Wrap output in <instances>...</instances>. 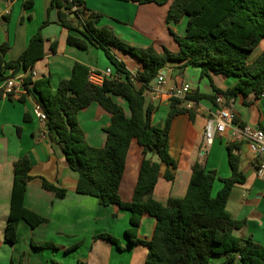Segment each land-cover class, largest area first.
I'll use <instances>...</instances> for the list:
<instances>
[{
    "label": "trees",
    "instance_id": "obj_1",
    "mask_svg": "<svg viewBox=\"0 0 264 264\" xmlns=\"http://www.w3.org/2000/svg\"><path fill=\"white\" fill-rule=\"evenodd\" d=\"M121 1L158 6L170 3L166 15L168 25H177L187 19L184 36L169 27L177 51L172 52L166 47L157 51L153 46L139 48L129 45L120 40L112 29L97 26L102 16L87 14L84 0L71 3L54 0V6L59 9L60 24L81 35L75 37L70 34L67 44L80 50H87L89 45L101 49L118 78L106 79L101 87L94 86L88 82L89 68L81 63L74 64L70 79L61 80L55 90L49 76L34 77L30 70L45 56L43 27H40L14 61L6 60L9 44L0 45V83L20 71L27 73L23 78L27 95H32L44 110L48 132L60 144L69 168L78 173L76 193L94 197L104 207L114 206L131 213L130 228L125 234L130 243L147 245L145 264H211L213 257L224 255L227 256L226 264L236 260L239 264H264L263 245L253 238L241 239L234 235L247 221L233 219L227 210L235 185L246 182L240 170L238 145L227 146L230 177L218 178L215 171H207L196 162L192 165L191 179L183 198H170L166 205L153 198L163 167L166 169L165 180L171 182L175 179L177 162L170 154L169 142L172 123L183 113H188L193 121L195 113L182 108L181 101L173 98L164 123L153 124V115L158 107L146 103V91L169 63L179 64L176 68L181 70L189 67L199 69L201 79H211L212 75L238 79L235 86L226 91L214 88L216 95L232 99L241 97L245 104L251 94L257 98L264 96V51L252 63L248 61L264 40V0ZM73 5L83 11L71 13ZM73 14L82 30L73 24ZM112 47L140 62L135 75L114 55ZM51 51L56 52V44L52 45ZM2 96L3 91L0 90ZM188 99L196 103L203 99L215 102L216 97L196 91L190 92ZM92 103H97L111 115L110 125L104 129L106 141L100 148L87 142L78 120L79 112ZM133 141L143 148L144 158L132 200L125 203L120 197V186ZM148 154L155 155L156 160L149 158ZM31 170L27 155L14 162L10 213L4 237L5 242L12 245L18 242L22 221L33 229L46 222L44 217L24 206L27 186L32 180ZM217 180L222 182V188L214 194ZM42 187L58 199L66 197V189L46 180H42ZM147 216L155 220V227L151 239L143 241L137 234L142 219ZM96 238L108 240L120 248L118 239L111 235L102 234ZM32 246L56 248L50 244Z\"/></svg>",
    "mask_w": 264,
    "mask_h": 264
},
{
    "label": "crops",
    "instance_id": "obj_2",
    "mask_svg": "<svg viewBox=\"0 0 264 264\" xmlns=\"http://www.w3.org/2000/svg\"><path fill=\"white\" fill-rule=\"evenodd\" d=\"M84 2L87 14L96 13L102 16L98 27L112 29L120 40L135 47L153 46L160 51L164 45L169 44L173 48L170 51L176 52L177 46L169 33V27L180 36L185 34L186 18L177 25L166 23L170 3L158 6L138 5L121 0ZM7 11L9 13L0 25V45L8 43L10 46L6 60L18 59L27 48L31 37L43 27L45 56L34 64L30 73L36 78L49 76L54 90L61 80L70 79L75 63H81L89 70L114 71L105 53V60L101 62V49L89 45L87 50H80L67 44L70 34L75 37L81 35L77 31H68L60 24L59 9L54 6V0H2L0 14ZM71 19L82 30L78 19L73 15ZM179 28L183 30L182 33H179ZM54 44L55 53L51 51ZM114 49L112 47V52L120 61L127 60V54L119 50L116 53ZM257 49L249 57V63L264 51V40ZM178 65L169 63L166 66L172 75L166 78L164 93L174 84L188 83L192 94L197 91L199 94L216 96L214 88L226 91L233 88L238 80L223 75L201 79L199 69L190 67L182 69L179 75L174 76L173 69ZM126 66L131 73L139 69L137 64ZM26 74L20 71L16 75ZM146 97L152 103L151 97L147 94ZM237 99H241L243 106H247L249 110H235L234 106L236 123L264 130V96L257 98L251 94L246 99L247 104L241 97ZM119 102L122 103L120 100ZM158 102L160 108L153 115V124H163L170 110V99L166 95H162L152 104ZM36 105L37 101L32 95L13 94L8 98L0 97V264H145L148 256L147 245L132 244L125 234L130 228L131 213L128 210H118L114 206L104 207L98 199L76 193L78 173L69 168L55 136L48 132L44 122L36 118ZM215 108V102L203 99L194 102L193 121L188 113L175 118L169 138L170 154L177 162L175 179L171 182L165 180L166 169L163 167L153 198L163 205L170 198H183L191 179L192 165L196 162L207 171H215L218 178L230 177L227 146L238 145L240 170L245 175L246 182L235 185L227 210L233 219L247 221L243 228L234 232L235 236L241 239L253 238L256 243L264 245V237L260 236L257 240L250 226L252 223L258 228L264 225V216L260 213L264 209V184L257 177L253 154L246 143L232 141L230 133L217 135L210 147L205 146V125L209 113ZM78 120L87 142L93 147H102L106 141L104 129L110 125L111 115L97 103H92L79 112ZM24 155L29 157L32 166V180L27 186L24 206L44 217L46 222L33 229L22 221L19 225L18 242L12 245L4 240L5 228L10 213L14 162ZM148 156L154 161L157 158L153 154ZM143 158V148L133 141L120 186V197L125 203L132 200ZM42 180L66 189V197L58 199L54 193L45 190ZM221 188L222 182L217 180L214 194ZM257 220L262 225H258ZM154 227L155 220L144 217L138 230V238L149 241ZM102 234L117 238L120 248L108 240L96 238ZM32 244H50L56 248L40 249ZM71 248L74 249L66 252ZM226 263L225 255L211 259V264ZM234 264L239 262L236 260Z\"/></svg>",
    "mask_w": 264,
    "mask_h": 264
},
{
    "label": "built area",
    "instance_id": "obj_3",
    "mask_svg": "<svg viewBox=\"0 0 264 264\" xmlns=\"http://www.w3.org/2000/svg\"><path fill=\"white\" fill-rule=\"evenodd\" d=\"M63 2H72L73 0H62ZM82 8L76 5L72 6L71 13H80ZM8 11L0 14V25ZM74 16V14H73ZM136 71L132 73L135 75ZM34 75V74H33ZM35 76V75H34ZM24 75H16L6 79L0 86L3 91V97L8 98L13 94L27 95L23 86ZM109 78H118L111 69L103 71L90 70L88 74V82L94 86L101 87L104 81ZM166 72L160 71L154 85L146 91V94L151 97V102L157 101L162 95H166L168 99H178L181 101V107L187 110H192L194 102L188 99V94L191 92V86L188 83L174 84L166 93L163 91V86L166 83ZM137 82L136 80H134ZM215 99V109L209 113L208 120L205 125L204 143L206 147H210L217 135L230 133L231 140L234 142L246 143L250 152L254 156V166L258 179L264 184V130L251 126H241L236 123V114L234 112L235 99L226 98L222 94H217ZM36 118L44 122L47 120L46 114L42 107L37 104L35 109Z\"/></svg>",
    "mask_w": 264,
    "mask_h": 264
},
{
    "label": "rangeland",
    "instance_id": "obj_4",
    "mask_svg": "<svg viewBox=\"0 0 264 264\" xmlns=\"http://www.w3.org/2000/svg\"><path fill=\"white\" fill-rule=\"evenodd\" d=\"M182 32H183V30L181 28H179V33H182ZM164 46L167 49H169V50L173 49L172 47H170L171 45H169V44L168 45H164ZM176 46H177V44H176ZM114 50H115L116 53H118V50L117 51H116V49H114ZM256 51H258V49ZM102 53L104 55V52L103 51H102ZM103 55H102V57H103ZM102 57H101V62L105 60V55H104L103 58ZM124 63L129 64V65H132V64L135 65V64H137L138 67H140V62L136 58H134L133 56H131L130 54H127V60L124 61ZM173 70L175 72L174 73V76L175 75H179V73L181 72V69H178V68H174ZM164 71L166 72V77H168V76L170 77L172 75L171 70H169L167 67H166V69H164ZM149 100H150V98L149 97H146V103L147 104H149ZM155 106L158 107V108H160L159 102L157 104H155ZM234 106H235V110H242V109L249 110V108L247 106H243L241 99H237V101L235 102V105ZM230 210H231V208H230ZM260 213L264 216V209H261V212ZM258 214H259V212H257V215ZM257 223H258V225H262V222L259 221V220H257ZM250 226H251V229L254 231L255 235L257 236V240H259L260 236H263L264 237V225L261 226V228H258L254 223H252Z\"/></svg>",
    "mask_w": 264,
    "mask_h": 264
},
{
    "label": "water",
    "instance_id": "obj_5",
    "mask_svg": "<svg viewBox=\"0 0 264 264\" xmlns=\"http://www.w3.org/2000/svg\"><path fill=\"white\" fill-rule=\"evenodd\" d=\"M3 23H4V21L1 22V25H2ZM232 264H234V263H232Z\"/></svg>",
    "mask_w": 264,
    "mask_h": 264
}]
</instances>
